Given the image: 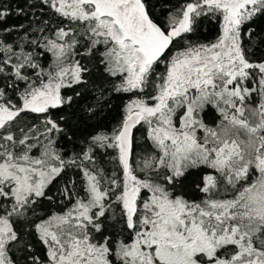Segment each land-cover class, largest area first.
Here are the masks:
<instances>
[{
    "label": "snow or ice",
    "instance_id": "snow-or-ice-1",
    "mask_svg": "<svg viewBox=\"0 0 264 264\" xmlns=\"http://www.w3.org/2000/svg\"><path fill=\"white\" fill-rule=\"evenodd\" d=\"M0 264H264V0H0Z\"/></svg>",
    "mask_w": 264,
    "mask_h": 264
}]
</instances>
